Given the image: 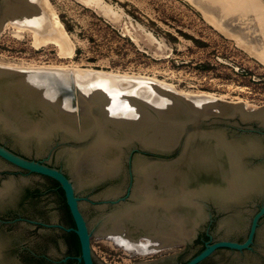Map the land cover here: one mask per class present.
<instances>
[{
  "label": "rangeland",
  "instance_id": "1",
  "mask_svg": "<svg viewBox=\"0 0 264 264\" xmlns=\"http://www.w3.org/2000/svg\"><path fill=\"white\" fill-rule=\"evenodd\" d=\"M39 1L44 6H39ZM35 3L36 13L20 10L3 20L1 67L88 70L112 77L117 82V93L110 99L114 100L110 102L114 107L106 110L112 116L122 113L141 116L142 110H135L140 99L151 101L153 96L155 99L164 93L159 92L160 88L187 96L211 95L227 103H239L247 111L264 107L263 6H245L234 11L229 3L216 0H35ZM23 12V19L31 15L34 21L28 23L20 18ZM88 82L89 88L102 89L101 77ZM0 142L24 157H36L65 169L76 190L85 188L80 187L77 176L67 166V153L61 154L66 150L38 147L35 141H23L1 128ZM11 169L0 160V170ZM25 178L27 195L17 209L28 214L30 204L35 208L48 207L51 219L69 223L63 200L51 190V183L35 175ZM81 207L97 264H127L133 258L153 256L128 252L124 244L113 242L112 236L100 231L102 216L97 215L96 209L88 202H81ZM33 214L43 216L37 211ZM136 236L144 239L140 233ZM20 239L27 241L29 233H23ZM68 242L60 248L50 243L47 251L55 256L63 251L74 252ZM35 250L45 248L35 246ZM247 261L246 264H256L251 259Z\"/></svg>",
  "mask_w": 264,
  "mask_h": 264
},
{
  "label": "bare ground",
  "instance_id": "2",
  "mask_svg": "<svg viewBox=\"0 0 264 264\" xmlns=\"http://www.w3.org/2000/svg\"><path fill=\"white\" fill-rule=\"evenodd\" d=\"M216 1L229 3L230 9H235L234 11L245 6L255 8H262L261 6H263L264 8L262 0ZM13 2L12 4L8 2L5 6H36L35 0H13ZM38 5L44 6L40 1ZM5 12L8 13L7 9ZM23 14L24 12L20 14L22 19L24 17ZM23 20L30 23L34 21V18L29 15ZM13 25L17 27L18 24L13 23ZM2 30L3 26H1L0 32ZM18 31H22V29L19 30L18 28ZM32 31L34 32V30ZM3 68L11 70L23 69L15 68V66L11 67L10 65ZM64 70L67 69L64 68ZM74 71L81 82H88L93 77L94 79L101 77V86L104 94L114 96V92L117 93L115 90L117 82L114 78L88 70L75 69ZM128 88L127 86L126 89ZM145 91L147 93V89ZM152 94H150V97ZM162 94L164 95V93ZM162 94L160 95L162 96ZM201 96H205L207 99H216L219 103L223 101L211 95ZM110 102L112 103L114 100H109L107 110H111L112 106L114 107L113 104L111 106ZM92 104L94 103L89 102L88 105L90 106H87L86 109L95 108V106L92 108ZM234 109L238 110L241 108ZM135 110H137V106ZM9 113L0 108V127L3 130L14 133L23 141H35L38 147H42L43 144L50 141L51 137L56 133H60L65 139L87 140L86 145L82 148L64 149L66 152L61 151V154L67 153V166L70 167L73 175L77 176L80 187L96 184L109 176H115L121 170L122 146L132 140L137 138L150 146L168 147L174 139L172 135L166 138L164 134L148 131L143 122H140L139 125L127 122L114 123L101 120L95 116L83 117L79 124H75L70 118L54 121L49 117L43 119V121H34L29 116H25L19 107L18 109H10ZM256 119L264 122V111L258 113ZM257 150L256 142L228 141L220 133H215L193 139L184 148L180 159L173 164L161 165L159 163L160 165H151V162L138 161L134 167L138 188L137 193H135L137 204L135 206H129V204V207L126 205L123 209L115 210L109 215L106 214V216L104 215L105 217L102 218V221L100 220L102 223L100 231L103 232L102 234L112 236L111 240L116 244H124V248L128 252L134 251L138 254L157 252L160 247H164L173 240H177V243L183 242L184 238L193 235L197 220L202 216L200 200L204 201L205 199L206 201L207 198H211L220 204L227 205L238 202L255 190L262 191L264 189V169L258 168V166H256L257 168H248L244 161L248 154L257 153ZM200 170L208 175L217 176L218 180L207 181L198 185L191 184V177ZM11 186V182H5L4 187L0 189V196L8 191ZM139 232L149 240L150 245H147L148 243L139 246L134 244L135 235ZM173 244L171 245L173 246Z\"/></svg>",
  "mask_w": 264,
  "mask_h": 264
},
{
  "label": "water",
  "instance_id": "3",
  "mask_svg": "<svg viewBox=\"0 0 264 264\" xmlns=\"http://www.w3.org/2000/svg\"><path fill=\"white\" fill-rule=\"evenodd\" d=\"M262 1L264 2V0ZM8 2L13 1L0 0V28L4 24L3 20L5 18L13 13L16 14L20 10L29 14L36 13L35 6H3ZM6 9L8 13L5 12ZM90 80L92 79L90 78ZM91 88L88 87V82L79 81L74 70H11L0 66V108L8 113L10 109H18L19 107L25 116H29L34 121H43V119L49 117L54 121L70 118L75 124H79L83 117L95 116L101 120L114 123L127 122L139 125L140 122H143L148 131L164 134L166 138L172 135L174 138L168 147L150 146L136 138L122 146L121 158L128 157L133 153L164 155L166 158L163 164L170 165L180 159L184 148L195 138L220 133L228 141L255 142L254 138L258 134H263L261 130L264 129V122L257 120L256 117L258 113L264 111V107L247 111L240 104H231L224 101L219 103L218 100L207 99L205 96H187L160 88L159 91L164 92V95L157 96L147 102L140 99V105H137V109L142 107L140 109L143 112L141 116L126 113H122L120 116H111L106 113V110L112 96L104 94L101 88L94 90ZM89 102H93L92 108L94 106L95 108L87 110L86 107L90 106L88 105ZM234 108L241 109L235 110ZM1 130L15 135L2 128ZM86 143L87 140L65 139L60 133H56L42 147L50 146L51 148H62L63 150L79 149L84 147ZM40 149L42 150V148ZM176 151H178L177 156L173 159L170 158ZM254 154L251 153L245 157L246 166L247 163L249 164V157ZM0 160L29 174L51 178L60 185L64 191L66 204L74 222V228L68 229V231H73L79 241L80 256L77 260L82 264H94L90 245L91 233L79 209L81 199L75 195L74 186L70 179L60 170L18 156L2 145H0ZM149 162H151L150 164H156L155 161ZM196 173L190 179L191 184L192 180L196 178ZM207 178L209 181L218 180V177L212 174H207ZM5 182H3V185ZM96 185L97 183L89 185L92 191L97 187ZM207 199L216 202L214 199ZM263 212L264 208L253 219L246 242L243 244L217 242L208 245L206 249L187 264H197L217 248L227 247L236 250L248 248L252 241L256 220Z\"/></svg>",
  "mask_w": 264,
  "mask_h": 264
},
{
  "label": "flooded vegetation",
  "instance_id": "4",
  "mask_svg": "<svg viewBox=\"0 0 264 264\" xmlns=\"http://www.w3.org/2000/svg\"><path fill=\"white\" fill-rule=\"evenodd\" d=\"M261 131L263 134H258L254 138L258 150L256 151L257 153L249 157L248 168H257L256 166H258V168L264 169V129ZM0 145L25 159L41 162L48 167L60 170L70 179L65 169L54 167L36 157H24L4 143L0 142ZM177 154L178 151L174 152L170 158H175ZM142 155L133 153L128 157H122L121 170L115 176H109L97 182V187L93 191L89 185L81 190H76L75 184L70 179L74 186L75 195L81 199L79 201V209L85 221L86 218L81 202L90 203L96 209L97 215L102 216V218L115 210L125 208L126 205L135 206L137 204L135 193H137L138 188L134 171L135 164L138 161H155V163L157 162L156 164L161 163L163 165L166 158L164 155ZM7 165L12 169L0 170V189L4 187V181L12 183L10 189L5 192L6 194L4 193L0 196V264H82L77 260L80 256V250L79 254L76 251H63L60 256H55L52 252L47 251L50 243L60 248L61 246H66L67 242L70 241L68 243L74 248L72 239L69 236L70 233L74 232L68 231V229L74 228V222L66 204L64 191L60 185L51 178L29 174L24 170ZM28 175L44 178L51 183V190L56 191L63 200L69 223L51 219L48 207L42 209L37 208V206L35 208V206L30 204V213L28 214L17 209L22 199L27 195L25 176ZM195 176L196 178L192 181L193 185L209 181L207 173L202 170L198 171ZM107 190L109 192L108 195L101 194ZM200 206L202 216L197 220L193 235L184 238V241L180 243H177V240H173L174 244L170 242L164 247H160V250L158 249L157 252L153 253V256L133 258L127 264H187L192 258L206 249L208 245L217 242L243 244L248 239L253 219L264 208V189L262 191L255 190L238 202L227 205L213 202L210 199L205 201L204 199V201L200 200ZM35 211L43 216L36 217L33 214ZM23 233H29L30 239L22 241L20 236ZM138 234L136 233V235ZM136 235L134 239L136 246L147 243V245H150L147 238L143 236L144 240L146 239L144 241L140 239L141 236ZM35 246H41L45 250L36 251ZM249 259L256 262V264H264V212L256 220L252 241L248 248L241 250L227 247L217 248L197 264H246ZM94 264H97L95 260Z\"/></svg>",
  "mask_w": 264,
  "mask_h": 264
},
{
  "label": "trees",
  "instance_id": "5",
  "mask_svg": "<svg viewBox=\"0 0 264 264\" xmlns=\"http://www.w3.org/2000/svg\"><path fill=\"white\" fill-rule=\"evenodd\" d=\"M69 236L72 239L76 253L79 254L80 246L77 236L74 233H70Z\"/></svg>",
  "mask_w": 264,
  "mask_h": 264
}]
</instances>
